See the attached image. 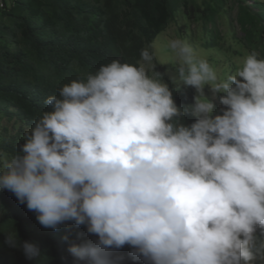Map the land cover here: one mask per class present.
Masks as SVG:
<instances>
[{"label": "clouds", "instance_id": "clouds-1", "mask_svg": "<svg viewBox=\"0 0 264 264\" xmlns=\"http://www.w3.org/2000/svg\"><path fill=\"white\" fill-rule=\"evenodd\" d=\"M167 46L179 61L172 82L197 92L187 111L157 71L152 43L136 65L113 60L48 97L51 111L3 159L0 191L41 226L74 224L96 237L69 244L73 264H122L125 246L142 264L264 260V59L253 51L220 80L186 41ZM185 113L195 122H174ZM6 243L27 259L41 255L16 230Z\"/></svg>", "mask_w": 264, "mask_h": 264}, {"label": "trees", "instance_id": "trees-1", "mask_svg": "<svg viewBox=\"0 0 264 264\" xmlns=\"http://www.w3.org/2000/svg\"><path fill=\"white\" fill-rule=\"evenodd\" d=\"M0 170L3 159L19 154L25 133L45 111V100L59 97L60 89L72 81L86 80L113 60L136 65L141 50L175 21L184 16L199 25L209 47L221 44L218 22L237 8L236 22L245 32L243 40L253 44L264 37V5L251 0H0ZM232 4V7L229 5ZM157 71L173 90L178 108L195 103L194 89L178 90L167 69L154 58ZM186 88V87H185ZM184 88V89H185ZM206 90L209 88L206 87ZM215 104V114H221ZM187 111V109H185ZM196 118L185 113L181 120L190 126ZM62 225L59 230L41 226L36 213L18 203L10 191H0V264H73L69 244H82L96 237L81 226ZM37 245L39 257L27 259L21 247L6 243V233ZM257 236L264 233L257 229ZM68 236V241L64 240ZM132 249L118 250L122 264H142L129 256ZM252 264H264L257 258Z\"/></svg>", "mask_w": 264, "mask_h": 264}, {"label": "rangeland", "instance_id": "rangeland-1", "mask_svg": "<svg viewBox=\"0 0 264 264\" xmlns=\"http://www.w3.org/2000/svg\"><path fill=\"white\" fill-rule=\"evenodd\" d=\"M256 1L264 5V0H251L250 4L254 5ZM229 7H232V4H230ZM227 12H229V15L222 16L218 22L219 36L221 37L220 39H222L218 47H209L206 42V36L202 32V28L199 25L191 24L187 16H184V24L186 26L184 32L180 31L182 22L175 21L166 31L162 32L156 38L153 42L156 45L155 58L166 67L167 74L171 81L173 77L178 79L176 69L179 67L177 57L167 46L168 41L171 39L186 41L194 49L198 58L208 61L220 80H225L229 75L234 74V72L242 66L243 58L253 51L259 54V58L264 59V37L261 40L257 38V42L253 44V47L249 46L248 42H238L244 39L245 32L236 22L238 16L237 8H233V10L229 8ZM153 62L155 63V61ZM174 85L180 91H187L189 88V86L180 84L179 81ZM206 87L207 85L205 88ZM193 89L196 96V89ZM204 95L206 98L213 100V94L210 89H204ZM213 101L219 105L220 111L224 108V106L219 103V100Z\"/></svg>", "mask_w": 264, "mask_h": 264}]
</instances>
